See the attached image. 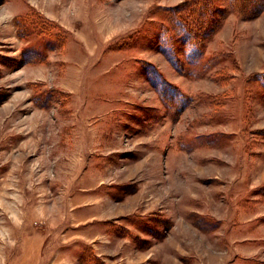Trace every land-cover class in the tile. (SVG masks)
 I'll return each instance as SVG.
<instances>
[{"label": "rangeland", "instance_id": "obj_1", "mask_svg": "<svg viewBox=\"0 0 264 264\" xmlns=\"http://www.w3.org/2000/svg\"><path fill=\"white\" fill-rule=\"evenodd\" d=\"M0 264H264V9L0 0Z\"/></svg>", "mask_w": 264, "mask_h": 264}, {"label": "trees", "instance_id": "obj_2", "mask_svg": "<svg viewBox=\"0 0 264 264\" xmlns=\"http://www.w3.org/2000/svg\"><path fill=\"white\" fill-rule=\"evenodd\" d=\"M231 4L233 5L234 8L237 9V13L244 14L246 16H249L251 14L254 15L256 12H260L264 9V0H231ZM191 16L192 15L189 12L188 21L190 20ZM177 22H179V21H177ZM192 23H195V22L191 21L188 23V25L189 24L191 25Z\"/></svg>", "mask_w": 264, "mask_h": 264}]
</instances>
